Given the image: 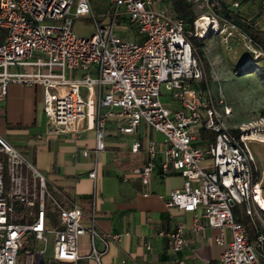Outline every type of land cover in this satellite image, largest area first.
Returning a JSON list of instances; mask_svg holds the SVG:
<instances>
[{
	"label": "built area",
	"instance_id": "obj_1",
	"mask_svg": "<svg viewBox=\"0 0 264 264\" xmlns=\"http://www.w3.org/2000/svg\"><path fill=\"white\" fill-rule=\"evenodd\" d=\"M112 3L113 19L103 24L90 0H0V27L7 30L4 42L0 35V101L6 99L10 83L40 85L50 134L67 135L76 122L87 119L96 132L94 167L89 173L95 192L99 155L107 145V123L117 120L120 132L137 137L132 152L145 146L146 163L133 169L145 188L159 166L164 175L179 172L184 185L170 192L167 206L194 213L197 230L204 229L198 214L203 209L208 225L220 231L215 238L220 245L230 230L232 238L220 257L221 264H264V253L262 258L259 253L264 246V220L256 209L255 194L259 184L252 183L254 156L244 133L237 136L226 125L232 111L228 106L220 110L223 99L213 103L197 87L203 75L185 34V20L167 9L151 8V0ZM232 4L240 5L237 0ZM72 16L93 17L91 32L74 31ZM120 16L138 27L142 42L128 41L118 32ZM164 84L169 91L167 101L162 100ZM145 126L161 133L167 145L140 138ZM203 128L216 134L215 141L196 143ZM204 164L210 169L205 170ZM47 191L46 174L0 133V264H18L23 239L29 233L46 245L49 235H54L53 259L57 262L78 260L80 239L89 235L92 254L101 261L109 245L123 234L99 230L94 212L88 215L77 204L64 207L56 199L63 228L50 229ZM16 203L23 209L16 211ZM235 203H245L247 214L262 224L256 241L251 240L246 225L236 220ZM24 218L33 221L16 222ZM158 235L169 238L176 253L188 245L184 225ZM146 248L152 249L149 240Z\"/></svg>",
	"mask_w": 264,
	"mask_h": 264
},
{
	"label": "crops",
	"instance_id": "obj_2",
	"mask_svg": "<svg viewBox=\"0 0 264 264\" xmlns=\"http://www.w3.org/2000/svg\"><path fill=\"white\" fill-rule=\"evenodd\" d=\"M151 1V8L170 11L165 0ZM0 133L46 174L48 185L62 199H56L62 206L77 204L88 215L94 212L99 230L123 234L120 240L109 245L101 261L92 254L89 235L80 239L79 259L63 262L53 259L54 235L44 246L39 244L42 241L34 239L38 245L35 244V252L26 249L24 264L33 261L40 264L42 261L43 264H179V261L206 264V260L221 264L220 257L232 238L230 230L225 232V244L220 245L215 240L220 231L208 225L203 209L198 214L204 229L197 230L194 213L167 206L170 192L184 185L185 179L179 172L171 170L164 175L159 166L150 186L145 188L133 175V169L147 161L145 146L138 153L132 152V143L137 137L120 132L117 120L110 119L107 123V145L99 155L96 192L89 177L94 167L95 129L84 119L76 122L67 135L50 134L40 85L10 83L6 99L0 101ZM145 136L167 145L161 133L146 126L140 138ZM85 150L90 152L89 156L83 154ZM180 225H184L188 245L183 252L176 253L171 240L158 233L174 231ZM148 240L152 244L150 251L146 248ZM19 257L18 264H22Z\"/></svg>",
	"mask_w": 264,
	"mask_h": 264
},
{
	"label": "rangeland",
	"instance_id": "obj_3",
	"mask_svg": "<svg viewBox=\"0 0 264 264\" xmlns=\"http://www.w3.org/2000/svg\"><path fill=\"white\" fill-rule=\"evenodd\" d=\"M193 10L197 16L195 29L198 33L205 32L207 38L206 53L209 62V89L208 95L213 103L223 99L222 107L228 106L231 114L226 117V125L232 129H240L244 133L252 153L254 162L262 173V179L259 185L262 188L264 196V53L255 49L249 37L234 26L228 19L223 17L217 8L211 6L208 0H191ZM260 0H239L238 7L230 6L234 11H239L247 17L257 21L259 27L264 28V8L260 7ZM92 10L103 24H109L113 19L112 0H90ZM262 10V11H261ZM73 17V16H72ZM205 20L207 25L200 29L199 21ZM74 31L88 35L94 24L93 17H82L72 19ZM118 24L122 26L121 35L128 41L142 42L143 37L138 27L130 26L128 22H123L119 17ZM7 34V30L0 27L2 42ZM203 37V35H200ZM205 78V77H204ZM162 100L167 101L165 94L169 93L165 84L162 85ZM154 131V130H153ZM155 135V134H154ZM205 170L210 168L203 165ZM55 199H62L55 190L48 185V191L45 198L49 228L53 230L62 229L60 220V210L55 204ZM39 201L33 207L37 212ZM22 206L16 203L15 210L20 211ZM257 211L264 220V210L256 206ZM263 213H262V212ZM32 219H16L20 224H30ZM53 235H49L53 240ZM35 235L26 234L22 242V248L19 252L21 263H25V251L31 249L35 252ZM44 246V242L39 243ZM261 254V253H260ZM262 258V255H261Z\"/></svg>",
	"mask_w": 264,
	"mask_h": 264
},
{
	"label": "trees",
	"instance_id": "obj_4",
	"mask_svg": "<svg viewBox=\"0 0 264 264\" xmlns=\"http://www.w3.org/2000/svg\"><path fill=\"white\" fill-rule=\"evenodd\" d=\"M170 9V14L176 17L183 18L185 20V34L192 45L193 55L198 61L199 67L202 71V81L197 84V87L204 91L207 96L209 89V62L206 53L207 48V38L201 37L196 34L195 21L197 16L193 10V3L191 0H165ZM234 0L229 1H219V0H209L208 2L211 6L217 8L219 13L228 19L234 26L238 27L243 31L251 40L252 45L255 49L264 53V28L257 25V21L251 17H247L240 13L239 11H234L230 8L233 6ZM239 1V0H237ZM261 9L264 8V0L259 2ZM240 4V3H239ZM235 7V6H233ZM262 11V10H261ZM205 77V78H204ZM231 132L237 136L242 132L240 129H232ZM216 134L203 128L200 130V134L197 140V144H205L211 141H215ZM170 174V173H169ZM262 179V173L258 169L256 163H252V183L259 184ZM233 213L237 221L246 225L250 238L252 241H256V237L259 230L262 229L260 222L258 220H253L251 216L247 214V206L245 203L238 204L235 203L232 206ZM259 253H264L263 249H260ZM260 254V255H261Z\"/></svg>",
	"mask_w": 264,
	"mask_h": 264
},
{
	"label": "bare ground",
	"instance_id": "obj_5",
	"mask_svg": "<svg viewBox=\"0 0 264 264\" xmlns=\"http://www.w3.org/2000/svg\"><path fill=\"white\" fill-rule=\"evenodd\" d=\"M207 19H208L207 17H204V18H202V19L199 21L198 26H199L200 29L204 28V27L207 25V23L205 22V20H207ZM205 24H206V25H205ZM204 25H205V26H204ZM201 32H202L201 35H203V36L206 35V33H205V32L203 33L202 30H201ZM255 194H256V196H257V201L259 202L258 205L261 207V209L264 210V196H263V191H262V188H261L260 185H258V186L256 187Z\"/></svg>",
	"mask_w": 264,
	"mask_h": 264
},
{
	"label": "water",
	"instance_id": "obj_6",
	"mask_svg": "<svg viewBox=\"0 0 264 264\" xmlns=\"http://www.w3.org/2000/svg\"><path fill=\"white\" fill-rule=\"evenodd\" d=\"M232 203H233V201H232ZM43 262H44V261H42V264H43Z\"/></svg>",
	"mask_w": 264,
	"mask_h": 264
}]
</instances>
